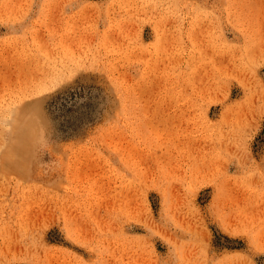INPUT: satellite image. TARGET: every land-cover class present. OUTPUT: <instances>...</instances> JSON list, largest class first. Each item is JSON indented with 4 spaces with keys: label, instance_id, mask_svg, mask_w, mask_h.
<instances>
[{
    "label": "rangeland",
    "instance_id": "rangeland-1",
    "mask_svg": "<svg viewBox=\"0 0 264 264\" xmlns=\"http://www.w3.org/2000/svg\"><path fill=\"white\" fill-rule=\"evenodd\" d=\"M0 264H264V0H0Z\"/></svg>",
    "mask_w": 264,
    "mask_h": 264
},
{
    "label": "bare ground",
    "instance_id": "bare-ground-1",
    "mask_svg": "<svg viewBox=\"0 0 264 264\" xmlns=\"http://www.w3.org/2000/svg\"><path fill=\"white\" fill-rule=\"evenodd\" d=\"M13 111L15 112V110H12V112H13ZM12 112H11V113H12ZM12 119H14V117H13ZM11 127H12V126H11ZM11 130H12V129H11ZM10 132H11V131H10Z\"/></svg>",
    "mask_w": 264,
    "mask_h": 264
}]
</instances>
